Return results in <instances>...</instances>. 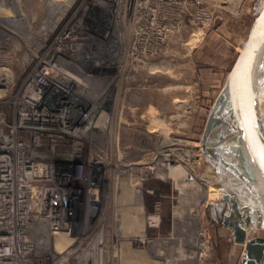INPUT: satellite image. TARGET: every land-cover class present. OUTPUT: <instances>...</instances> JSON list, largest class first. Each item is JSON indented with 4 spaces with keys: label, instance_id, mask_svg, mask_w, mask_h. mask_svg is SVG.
<instances>
[{
    "label": "built area",
    "instance_id": "built-area-1",
    "mask_svg": "<svg viewBox=\"0 0 264 264\" xmlns=\"http://www.w3.org/2000/svg\"><path fill=\"white\" fill-rule=\"evenodd\" d=\"M206 1L44 0L37 73L0 81V264H121L135 239L122 228L123 175L138 194L141 184L137 162L109 164V153L125 162V54L154 56L190 23L211 22ZM161 217L155 202L148 226Z\"/></svg>",
    "mask_w": 264,
    "mask_h": 264
},
{
    "label": "rangeland",
    "instance_id": "rangeland-1",
    "mask_svg": "<svg viewBox=\"0 0 264 264\" xmlns=\"http://www.w3.org/2000/svg\"><path fill=\"white\" fill-rule=\"evenodd\" d=\"M260 3L261 0H207L205 4L215 15L211 22L190 23L170 39L168 48L154 56H141L136 62L132 54H125V162L109 153V164L124 172L127 163L137 162L134 174L141 177L138 200L145 212L146 234L131 236L135 239L128 244L150 254L141 249L139 260L127 264H243L245 245L235 241L233 228L224 223V216L233 209L229 183L230 175L238 174L237 169L223 158L218 147V159L205 152L202 139L214 110L219 126L225 121L223 115L228 116L224 127L227 132L235 124L224 102L225 83ZM45 9L44 0H21L15 9L0 7L1 82L11 78L18 83L37 73L34 67L38 60L32 52L40 41L37 32ZM27 27L31 32L29 40L23 38ZM52 39L47 40V48L52 46ZM43 52L45 48L39 54ZM133 106H138L135 112ZM168 153L173 158L180 157V162L172 159L167 165ZM178 164L192 173L194 181L179 180L178 184L176 177L164 174L168 167ZM204 179L208 180L207 186L200 185ZM155 202L161 204L162 217L158 226L149 227L147 215ZM195 203H200L197 208ZM253 218L247 227L250 237L264 236V218L260 227L256 211ZM196 233H201L206 249L193 248ZM192 250L197 251L195 256L188 255Z\"/></svg>",
    "mask_w": 264,
    "mask_h": 264
},
{
    "label": "water",
    "instance_id": "water-1",
    "mask_svg": "<svg viewBox=\"0 0 264 264\" xmlns=\"http://www.w3.org/2000/svg\"><path fill=\"white\" fill-rule=\"evenodd\" d=\"M264 15V4L261 10L257 13L249 35L243 44L242 50L239 52L234 65L232 66L225 83L224 88V102L228 107V114L234 118L235 124L231 127V134H237L239 142V156L250 175L251 182L255 187L257 194L261 200L263 209L257 208L258 215L257 227H260L264 218V170L261 169L259 163L254 159V155L249 147V141L246 139L248 132L241 126L245 112L247 110L246 101L243 99V81L240 79V74L243 69L241 67L243 57L245 56L249 42L252 39V32L256 27L259 18ZM264 79V69L258 66V62L253 65V79L251 82L252 94V110L255 115L256 123L259 126V131L264 133V116L261 114L259 108V99L261 97L262 81ZM217 110H214L210 116L203 134V149L211 156L218 159L216 147L205 146L209 134L217 123L219 118ZM220 138H222L220 134ZM232 202L233 209L229 214L224 216V223L233 228L235 241L245 245L246 254L243 257V264H264V236L250 237L248 236V228L253 223L254 212L251 211L249 205L240 206L238 198L235 194L229 195Z\"/></svg>",
    "mask_w": 264,
    "mask_h": 264
},
{
    "label": "bare ground",
    "instance_id": "bare-ground-1",
    "mask_svg": "<svg viewBox=\"0 0 264 264\" xmlns=\"http://www.w3.org/2000/svg\"><path fill=\"white\" fill-rule=\"evenodd\" d=\"M263 4L264 3H262V2L260 3L259 11L261 10ZM19 12L21 13L22 16L24 15V13L22 11H19ZM243 44L241 46L242 48H243ZM242 48H241V50H242ZM152 68L155 69L156 65H154ZM259 108H260L261 113L264 115V98L260 97ZM223 119H225V121L223 120L224 122L222 123L221 126H219L217 123L216 124L217 127L215 125V127L212 129V131L209 134V138H208L205 146L211 147L212 145H215V147L216 148L218 147L219 149L218 148L217 149L221 151V154H222L224 159L235 164L234 167L237 169L238 174H234V173L231 174L230 173L231 175H230V183H229V193H230L229 195L235 194L238 198V202H239L240 206L249 205L251 207L252 212H255L257 210V208L263 209L261 200L257 194L255 187L253 186V184L251 182L250 175L247 172V170H246L245 166L243 165V162L239 156V152H238L239 142L237 139V134H231L230 135L231 130L227 132V128H224V127L226 126V123L228 121V116L226 114L223 115ZM122 121H123V118H122ZM160 121H161V119H160ZM219 133L221 134L222 139L219 137ZM212 142H213V144H212ZM202 143H203V139H202ZM203 147H204V144H203ZM165 159L167 160V162H166L167 165H170L169 161L172 159H174L178 162H180V160H181L180 157L173 158L171 153L170 154L168 153L166 155ZM168 169H169L168 172L164 173V174L166 176L176 177L178 184H180L179 180L183 181V180H187V179L188 180L194 179V176L192 175V173H188L187 170H186L187 171L186 172L185 168H183L182 164H178V165L173 166V167L170 166V167H168ZM136 183H137V178L134 175H128V174L125 175V177L123 178V186H122L123 190H122V195H121V199L119 202V208L123 212L122 228H123L125 235L144 237L146 234V232H145V212H144L143 205L138 200V193L135 190ZM200 185L201 186H207L208 180H205V179L202 180ZM205 196H206V191L204 189L202 197H205ZM199 204L200 203H198V204L195 203L194 207L197 208V206H199ZM263 215H264V210H263ZM249 230H248V236H250ZM199 234L200 235H197V233H196V235H195L196 236L195 242H194L195 246L193 248L204 247V249H206L207 248L206 245L202 242L203 237H202L201 233H199ZM154 242H155V240H154ZM141 249L144 250L148 255H150L148 253V251L145 250L144 248L133 247L130 244H128V242H124L123 243V249H122V256H121L122 257L121 258V264H127V263L138 261L139 260V253H140ZM196 253H197V251L192 250L191 253H189V254L186 253V254H188L189 256L190 255L195 256ZM200 254L201 255L205 254V251L201 252ZM183 258H185V257H183ZM190 259H192V258H190ZM197 259H198V257H197ZM197 259H196V261H197ZM187 261L189 262V260H187ZM163 264H166V263H163Z\"/></svg>",
    "mask_w": 264,
    "mask_h": 264
},
{
    "label": "snow or ice",
    "instance_id": "snow-or-ice-1",
    "mask_svg": "<svg viewBox=\"0 0 264 264\" xmlns=\"http://www.w3.org/2000/svg\"><path fill=\"white\" fill-rule=\"evenodd\" d=\"M261 2L264 3V0H261ZM257 62L258 66L264 69V15L259 18L252 32V39L241 64L243 71L240 74V79L243 81V99L247 105L241 126L248 132L246 139L249 141V147L254 159L259 163L261 169L264 170V133L259 131V126L252 110L251 82L253 79V65Z\"/></svg>",
    "mask_w": 264,
    "mask_h": 264
}]
</instances>
